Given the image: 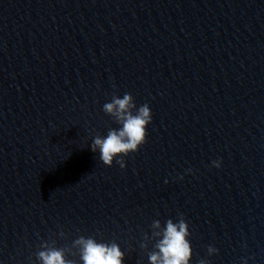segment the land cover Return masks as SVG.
Returning a JSON list of instances; mask_svg holds the SVG:
<instances>
[{
    "label": "clouds",
    "instance_id": "clouds-1",
    "mask_svg": "<svg viewBox=\"0 0 264 264\" xmlns=\"http://www.w3.org/2000/svg\"><path fill=\"white\" fill-rule=\"evenodd\" d=\"M103 111L121 127L110 129L105 137L96 135L91 150L99 151V159L108 167L112 166L115 158L121 157L116 159V163L124 168L122 157L137 152L140 146L146 143L148 135L146 129L152 121L151 109L147 104L137 109L132 95L125 93L122 98L113 95L111 102L103 105ZM212 164L214 167H220L219 160L213 161ZM151 227L153 229L151 236L147 234L144 236V241H156L154 250L148 253L149 264H189L192 256L188 239L190 232L189 225L182 215L178 222L168 219L163 228L159 220L153 221ZM59 235L63 237L64 233L61 231ZM141 247L146 249L148 244L142 242ZM40 248L41 250L36 253L39 264H76L75 260L66 258L70 253L73 255V249L78 250L82 264H123L125 257L117 243L97 242L95 238L85 236L75 239L70 247L58 248L55 241H44ZM207 251L212 255L218 250L209 246ZM198 264H208V261L201 259Z\"/></svg>",
    "mask_w": 264,
    "mask_h": 264
}]
</instances>
